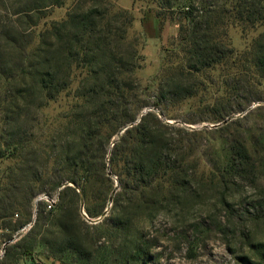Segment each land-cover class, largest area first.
Segmentation results:
<instances>
[{"label":"trees","instance_id":"16d2710c","mask_svg":"<svg viewBox=\"0 0 264 264\" xmlns=\"http://www.w3.org/2000/svg\"><path fill=\"white\" fill-rule=\"evenodd\" d=\"M156 1L169 19L180 24V31L150 91L136 76L142 56L137 39L129 37L134 18L127 10L109 0H0V105L13 108L6 123L12 146L8 155H20L22 142L14 136L22 130L24 116V107L15 103L21 97H13L11 88L18 86L23 92V86L34 87L43 101L40 107L64 92L73 100L62 128L55 132V185L60 188L72 182L76 188L66 185L59 191L53 209L55 232H44L39 242L72 264H100V260L76 236H60L58 228L65 226L58 219L66 218L68 209L79 202L81 212V195L87 217L102 215L113 188L109 167L119 186L141 197L147 189L184 183L187 168L195 163L196 146L185 131L165 123L154 110L160 111L164 100L174 106L197 95L199 79L233 53L226 41L231 22L264 21V0ZM68 2L66 17L36 34L47 11ZM253 66L259 74L264 72V53ZM10 100L15 104H9ZM233 152L237 159L248 158L241 147ZM25 177L24 169L11 171V184L0 195V219L13 222L21 211H15L22 207L19 201H30V192L23 189ZM22 212L27 216L14 231L30 220V212ZM133 247L138 253L127 252L126 264L150 263L140 244ZM31 255L30 245L14 244L0 264H16L22 256L31 260Z\"/></svg>","mask_w":264,"mask_h":264},{"label":"rangeland","instance_id":"374dc122","mask_svg":"<svg viewBox=\"0 0 264 264\" xmlns=\"http://www.w3.org/2000/svg\"><path fill=\"white\" fill-rule=\"evenodd\" d=\"M109 1L133 16L129 37L137 39L142 56L136 76L143 88L154 91L153 84L177 43L180 24L169 19L156 0ZM70 7L68 2L49 9L36 34L64 19ZM226 41L232 55L199 79L202 85L195 97L174 106L162 101L160 111L166 116L154 110L165 123L185 131L196 146L195 163L187 168L184 183L147 189L141 197L119 186L109 167L115 193L102 215H82L79 202L68 209L66 218L58 219L65 226L58 228L59 235L76 236L100 264H126L127 252L138 253L133 244H140L141 252L147 253L148 264H264V248L259 247L264 244V72L259 74L253 66L255 58L264 53V21L231 22ZM22 88L23 92L18 86L9 91L21 97L15 103L24 107L22 130L14 136L22 142L18 157L8 155L12 146L6 123L13 108L0 105V152L4 154L0 157V195L17 168L24 169L23 189L30 192V201H19L22 207L15 208L21 210L17 219H0V230H4L0 236L7 238L27 216L23 210L31 216L37 195L63 189L55 185V132L62 128L73 101L64 92L40 107L43 101L37 89ZM234 147L244 149L248 158L237 159ZM85 205L84 201V211ZM55 215V210L40 205L35 225L16 245H30L31 258L41 264H72L39 243L44 232H55ZM4 226L7 229H1ZM29 263L26 256L16 261Z\"/></svg>","mask_w":264,"mask_h":264},{"label":"built area","instance_id":"2783aa9c","mask_svg":"<svg viewBox=\"0 0 264 264\" xmlns=\"http://www.w3.org/2000/svg\"><path fill=\"white\" fill-rule=\"evenodd\" d=\"M59 191L53 194L41 193L37 195L32 202V214L30 216V220L20 226L16 231L12 232V235L9 238L0 236V261L5 258L9 246L19 242L25 235H27L31 231L37 220V214L40 205L44 206L47 211H51L55 208V206L59 202ZM18 217L19 215L15 214L14 219H17ZM3 231L4 230H0V232ZM5 231L7 232V230ZM29 264L41 263L32 258Z\"/></svg>","mask_w":264,"mask_h":264},{"label":"water","instance_id":"95a60500","mask_svg":"<svg viewBox=\"0 0 264 264\" xmlns=\"http://www.w3.org/2000/svg\"><path fill=\"white\" fill-rule=\"evenodd\" d=\"M160 117H162V116H160ZM229 120H230V119L224 121V123H227ZM131 126H132V125H131ZM128 127H129V126L123 128V129L119 132V136H121V135L125 132V130H126ZM110 174H111V173H109V175H110ZM70 183H71V182H69V183L63 185L62 188H64L66 185H68V184H70ZM70 185L76 188V185H75L74 183H71ZM59 190H61V188H60ZM114 193H115V192L113 191V192H112V195H113ZM112 199H113V198H112V196H111L110 199H109V202H111ZM81 212H82L83 215L86 216L85 211H84V200H83L82 195H81ZM104 215H105V214H103V216H104ZM90 221H91V220H90ZM93 222H94V221H93Z\"/></svg>","mask_w":264,"mask_h":264}]
</instances>
